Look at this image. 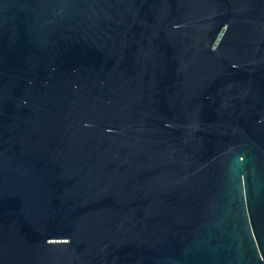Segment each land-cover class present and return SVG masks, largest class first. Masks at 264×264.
<instances>
[{
	"label": "water",
	"instance_id": "95a60500",
	"mask_svg": "<svg viewBox=\"0 0 264 264\" xmlns=\"http://www.w3.org/2000/svg\"><path fill=\"white\" fill-rule=\"evenodd\" d=\"M0 264H264V0H0Z\"/></svg>",
	"mask_w": 264,
	"mask_h": 264
}]
</instances>
